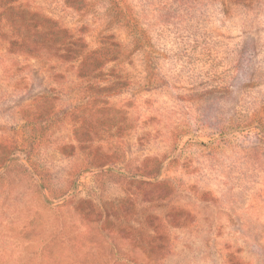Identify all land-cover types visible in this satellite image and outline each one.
Here are the masks:
<instances>
[{
	"label": "rangeland",
	"instance_id": "rangeland-1",
	"mask_svg": "<svg viewBox=\"0 0 264 264\" xmlns=\"http://www.w3.org/2000/svg\"><path fill=\"white\" fill-rule=\"evenodd\" d=\"M0 264H264V0H0Z\"/></svg>",
	"mask_w": 264,
	"mask_h": 264
},
{
	"label": "trees",
	"instance_id": "trees-1",
	"mask_svg": "<svg viewBox=\"0 0 264 264\" xmlns=\"http://www.w3.org/2000/svg\"><path fill=\"white\" fill-rule=\"evenodd\" d=\"M29 42L17 45V51L37 59L56 60L71 64L73 69L79 67L78 73L89 74L91 67L98 61L97 53L89 50L82 38L70 35L67 31L23 32L20 34ZM119 45H115L113 57H119Z\"/></svg>",
	"mask_w": 264,
	"mask_h": 264
}]
</instances>
